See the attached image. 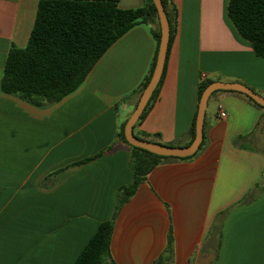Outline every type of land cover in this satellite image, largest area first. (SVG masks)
<instances>
[{
  "label": "crops",
  "instance_id": "crops-1",
  "mask_svg": "<svg viewBox=\"0 0 264 264\" xmlns=\"http://www.w3.org/2000/svg\"><path fill=\"white\" fill-rule=\"evenodd\" d=\"M39 0H0V82L9 49L24 48ZM229 0H171L175 32L158 96L136 137L184 147L202 81L240 83L264 97V57L227 15ZM144 0H119L120 9ZM135 25L58 103L35 107L0 90V264H72L118 191L133 178L119 138L157 43ZM224 118H219V111ZM242 95H211L203 145L188 160L156 166L114 219L115 264H264V125ZM220 229V237L213 232Z\"/></svg>",
  "mask_w": 264,
  "mask_h": 264
},
{
  "label": "trees",
  "instance_id": "trees-1",
  "mask_svg": "<svg viewBox=\"0 0 264 264\" xmlns=\"http://www.w3.org/2000/svg\"><path fill=\"white\" fill-rule=\"evenodd\" d=\"M119 0H39L36 17L27 44L24 48L14 45L8 51L0 90L35 107H46L61 101L75 91L85 80L99 58L127 31L140 23L153 24L151 32L157 48L149 72L135 91L140 95L152 75L158 51L160 28L156 8L152 0L136 9H120ZM170 26L167 54L172 42L177 11L171 0H161ZM227 15L241 38L247 41L256 56L264 57V0H229ZM167 58V56H166ZM166 65V60H165ZM165 65L159 83L148 101L139 124L156 100L165 73ZM211 81H202L197 89V108L203 90ZM218 92L216 91L212 95ZM242 95L261 111L259 125H264V107ZM197 108L187 131L189 145L195 135ZM124 124L119 138L130 148L133 178L129 185L118 191L115 213L110 220L101 222L72 264H115L110 254V242L114 219L119 209L135 194L147 175L163 160H188L186 158L162 157L129 145L124 138ZM137 137V136H136ZM158 134H145L142 140L161 144ZM163 145V144H162ZM166 146L180 147L176 144ZM220 237V229L213 226ZM171 234L162 255L153 264H164L171 256Z\"/></svg>",
  "mask_w": 264,
  "mask_h": 264
},
{
  "label": "water",
  "instance_id": "water-1",
  "mask_svg": "<svg viewBox=\"0 0 264 264\" xmlns=\"http://www.w3.org/2000/svg\"><path fill=\"white\" fill-rule=\"evenodd\" d=\"M152 2L156 8L158 23L160 28V39H159L157 56H156V62L148 84L140 94L134 110L132 111L131 115L125 122L124 130H123L124 138L129 145L146 150L158 156L171 157V158H186L194 155L198 151L199 146L202 143L205 111L208 100L214 92L216 91L237 92L249 97L251 100H253L256 104H258L261 107H264V97L255 93L249 87L240 83H223V82L213 81L203 90L201 94L197 108L195 135L192 142L189 145L184 147H172V146H166L158 143L149 142L135 137L133 134V128L135 124L138 122L141 114L143 113L148 101L150 100L162 76V72L164 69L165 60L167 56L169 37H170V26L161 0H152Z\"/></svg>",
  "mask_w": 264,
  "mask_h": 264
},
{
  "label": "built area",
  "instance_id": "built-area-1",
  "mask_svg": "<svg viewBox=\"0 0 264 264\" xmlns=\"http://www.w3.org/2000/svg\"><path fill=\"white\" fill-rule=\"evenodd\" d=\"M224 116H225L224 112L220 110L219 114H218V117L219 118H224Z\"/></svg>",
  "mask_w": 264,
  "mask_h": 264
}]
</instances>
